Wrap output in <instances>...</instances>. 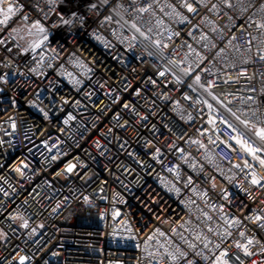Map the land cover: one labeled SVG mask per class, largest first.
<instances>
[{"label":"built area","instance_id":"1","mask_svg":"<svg viewBox=\"0 0 264 264\" xmlns=\"http://www.w3.org/2000/svg\"><path fill=\"white\" fill-rule=\"evenodd\" d=\"M12 2L0 264H264V0Z\"/></svg>","mask_w":264,"mask_h":264},{"label":"snow or ice","instance_id":"2","mask_svg":"<svg viewBox=\"0 0 264 264\" xmlns=\"http://www.w3.org/2000/svg\"><path fill=\"white\" fill-rule=\"evenodd\" d=\"M54 2H55V0H49L50 4L54 3ZM224 2L226 3V5L228 7H232V4L230 3V0H224ZM5 5H6V7H5ZM184 6L188 9L189 12L195 11V9H193L191 4L185 3ZM90 7L95 8L96 5L93 4ZM149 7H151V6L149 5ZM149 7H141L137 11L140 12V13H144V12H147L149 10ZM213 7H215V5H213ZM17 10H18V7H17V5L15 3L12 2V0H0V14H3V16H4V20H0V23H6L7 20L10 18V16L14 15L15 11H17ZM73 15H75V14H73ZM23 18L27 19V17H23ZM106 19H111V17H107ZM65 23H67V21H65ZM33 26L39 28V30L41 32L44 31V29L39 26L38 22L36 24H34ZM259 26L260 27H264V24L259 25ZM133 27H135V25H133ZM137 31H139V29H137ZM156 43H157V45H159V41H157ZM160 75H164V73L161 72ZM198 80H199V77H197V81ZM209 107H211V106H209ZM213 123H214V121H213ZM244 123H245V127H247L248 126L247 122H244ZM229 127H231V125H229ZM253 127H255V126H253ZM255 135L257 137H259L261 140H264V128L256 129L255 130ZM236 143L241 144V146L244 147L246 151H248V152H250L252 154H255V152H257V151H260V149H253V148L247 146L242 140L237 139ZM260 163L262 165H264V159L260 160ZM246 164H247V162H246ZM23 167H27V165H21V167H18L16 169V171L20 172ZM74 167H75V165H69L68 168H67V171L71 172ZM252 183L259 184V181L258 180H253ZM262 218H264V217H261V216L258 215V216L255 217V220L259 221ZM208 219H211V218L208 217ZM225 222H226V224L228 225L229 228L234 227V226H239V224H240L239 220H226ZM23 227H27V222L26 221H25ZM209 231H212V229H209ZM2 235L3 234H0V236H2ZM161 235H163V233H161ZM224 235L225 236H230L231 233L229 231L225 230ZM244 235H245L244 232H240V236L241 237H244ZM197 239H200V237L197 236ZM208 243H211V241H208L207 243H205V247L208 246ZM251 244H253V241L251 239H249V240H247V242L245 244H241V243L237 242L236 243V247L237 248H242L243 251H244V254L246 256H252V255H254V253L248 250V246L251 245ZM189 247H195V245L189 244ZM215 247L216 248H220V244H216ZM180 255L183 256L184 253H180ZM227 255H228V252L225 249L224 251H222L219 254V256H217L215 258L214 264H227V260L223 259V257H226ZM237 259H239V257H237ZM21 264H23V258H21Z\"/></svg>","mask_w":264,"mask_h":264},{"label":"rangeland","instance_id":"3","mask_svg":"<svg viewBox=\"0 0 264 264\" xmlns=\"http://www.w3.org/2000/svg\"><path fill=\"white\" fill-rule=\"evenodd\" d=\"M19 25H20V27H24V30L21 32V34H19L20 37L23 36V34L25 35L26 33L30 34V33L34 32V29L31 26H28V25L23 24V23H21Z\"/></svg>","mask_w":264,"mask_h":264}]
</instances>
